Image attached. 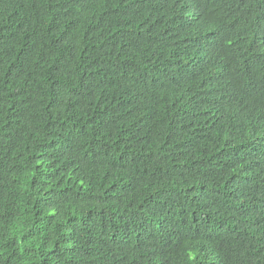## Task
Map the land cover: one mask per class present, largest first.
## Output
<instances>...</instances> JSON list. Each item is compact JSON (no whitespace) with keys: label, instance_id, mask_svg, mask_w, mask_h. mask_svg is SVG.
<instances>
[{"label":"trees","instance_id":"obj_1","mask_svg":"<svg viewBox=\"0 0 264 264\" xmlns=\"http://www.w3.org/2000/svg\"><path fill=\"white\" fill-rule=\"evenodd\" d=\"M260 33L264 0H0V264H264Z\"/></svg>","mask_w":264,"mask_h":264},{"label":"clouds","instance_id":"obj_2","mask_svg":"<svg viewBox=\"0 0 264 264\" xmlns=\"http://www.w3.org/2000/svg\"><path fill=\"white\" fill-rule=\"evenodd\" d=\"M257 46L260 52V56L253 62L251 63L248 67H257L259 65H263L264 66V35L262 33L258 34L257 36ZM225 58V56H224ZM226 58L224 61V64H222L221 70L220 72L224 75L225 72L227 73V67H226ZM230 68V73H232V69Z\"/></svg>","mask_w":264,"mask_h":264}]
</instances>
